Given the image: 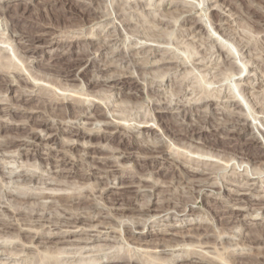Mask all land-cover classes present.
I'll use <instances>...</instances> for the list:
<instances>
[{
  "label": "rangeland",
  "instance_id": "rangeland-1",
  "mask_svg": "<svg viewBox=\"0 0 264 264\" xmlns=\"http://www.w3.org/2000/svg\"><path fill=\"white\" fill-rule=\"evenodd\" d=\"M88 5L98 11L95 21L87 15ZM1 7L6 11L0 12V72L5 74H0V205L12 209L21 206L26 214L20 216L25 219H30L28 215L34 210L57 223L61 210L50 203L51 198H31L29 203L20 204L16 194L29 191L61 196L86 193L92 187L97 192L92 196H96L94 201L108 206L116 192L113 187L120 185L111 174L94 169L98 166L95 156H116L114 163L120 166L117 176L141 174L147 183L154 181L159 186L151 196L126 193L127 201L151 205L140 216L111 212L107 220L117 232H108L97 240L93 237L95 230L102 228L82 225L91 230L90 235L79 236L87 243L84 249L79 248L83 243L71 247L56 243L57 238L47 241L35 237L33 245L38 246L39 254L36 249L21 252L15 250L19 246L11 247L17 237L4 236L0 243H10L11 250L0 247V264H43L53 260L62 264H108L107 256L128 252L133 246L140 249L130 253H139L143 259L150 255L169 259L170 248L177 254L181 247L164 246L173 241L161 230L174 231L180 224L184 229L202 222L212 223L209 230L214 235L207 239L211 246H227L237 254L257 252L234 243L249 232L240 225L244 219L257 223L258 232L264 234V209H253L257 204L250 209L233 198L237 197L234 191L247 198L264 197V0H8ZM24 35H41L35 43L52 46L37 54L21 51L18 39L30 43L22 39ZM86 52L91 53L89 61L82 58ZM50 55L56 59L50 61ZM79 59H83L80 67L75 66L71 75L65 73ZM49 63L53 65L50 68ZM17 70L24 75H15ZM10 80L14 82L8 89L5 83ZM59 96L86 98L78 103L85 113L66 115L72 105L68 101L60 105L61 110L54 109V100ZM4 99L7 104H1ZM91 99L103 104L105 120L128 130H110L112 134H103L107 139L90 136L88 133L101 131L104 124L87 118L99 107ZM40 100L47 103L40 108L44 114L29 113L36 110ZM234 119L247 128L241 129ZM42 120H48L49 126L59 122L64 125L55 132L41 126ZM150 125L148 131L143 127ZM32 129L44 136L36 140L38 145L24 148L13 143L16 138H27L26 133ZM78 132L82 135H74ZM68 139L74 140V149L67 148ZM130 145L140 148L134 150ZM152 145L161 146L164 156L151 159ZM129 151L138 158L119 154ZM62 159L65 164H61ZM201 165L211 167L207 177L189 174L188 168L200 170ZM90 169L97 171L95 176L83 174ZM22 172L32 180L19 179ZM203 178H208V183L198 192L192 184ZM238 185L250 186V190H238ZM232 211L237 216L230 223H222ZM8 214L0 211V218H8ZM139 221L146 222L145 228H133V223ZM142 231L144 236L139 238L138 232ZM11 233L16 234V229ZM105 236L111 240L104 241ZM159 243L164 246L156 248L160 253L145 255ZM60 248L65 253H59ZM93 257L101 260L88 261ZM235 257L239 260L242 256Z\"/></svg>",
  "mask_w": 264,
  "mask_h": 264
},
{
  "label": "bare ground",
  "instance_id": "bare-ground-1",
  "mask_svg": "<svg viewBox=\"0 0 264 264\" xmlns=\"http://www.w3.org/2000/svg\"><path fill=\"white\" fill-rule=\"evenodd\" d=\"M5 1H8V0H0V12L1 13H3V12L6 11L5 9H3L1 7V4H3V2H5ZM86 8H87V15H89V16L92 17V18H90V21H95L99 17L98 16L99 15L98 14V11L94 7L89 6V5L86 6ZM27 36L26 35L22 36V39L23 40H24V38L29 39L30 40L29 41L30 43H28V44H25L24 41H22L20 39H18L19 41L17 40L18 41V45H20L19 48L21 49V51L37 54L39 50H41L43 48L45 49L46 47L52 46V44H49L48 43L49 41L47 42L48 44H45L44 43V45H42V46L36 44L35 42L39 41L41 35H35L33 38H28ZM27 39H25V40H27ZM55 43H56V41H55ZM59 45L62 46L61 43H59ZM94 47H95V45H94ZM99 47H97V48H99ZM58 49L54 50L55 51L54 54H56V52L58 51ZM154 49H157V48H154ZM90 51L92 52V50H90ZM49 53L50 52H48V54ZM54 54H53V56H54ZM86 54H84L85 57H82V58L83 59L85 58V59H87L89 61L90 60V57L89 56H90L91 53H87L86 52ZM152 54H153V52H152ZM53 56L50 55V59H51L50 61L56 59ZM83 59H79L78 61L76 60L77 62H75V64L70 67L71 69L70 68H67L65 70V73H67L68 75H71V71L77 65L80 67L79 64L83 61ZM167 61H168V59H167ZM48 66L50 68V66L52 67L53 65L51 63H49ZM1 72H0V74H4V73H1ZM14 74L17 75V76L24 75L23 72L18 71V70L15 71ZM22 81H23V79H22ZM13 82L14 81H12V80L6 81V83H5L6 87L9 89L11 87V85H13ZM24 82H26V83L28 82L29 83V81L27 79H24ZM33 83H35V81ZM45 85H47V84H45ZM33 87H36V85H33ZM37 88L39 89V87H37ZM51 88H52V86H51ZM62 93H61V95H62ZM67 97H64V96L62 98L60 96L59 97H56V100H54V102H55L54 104L57 105V106L54 105V109L56 108L58 110L60 108V105H62L65 102L68 101V102L72 103V105H70L71 108L68 111V113L67 114L64 113V114H66V115H75V116L77 115L78 116V114H80L83 111V109H81V106L78 103L85 101L86 98H84V99H82V97L75 98V96H73V98H70V97L67 98ZM91 102L94 103V104H96V105L98 104L99 107L94 110L93 115H91L89 117H87V115H86V117L88 119L90 118L92 120H98L99 123L103 121L102 123H104V124H103V129L101 131L88 133V134H90V136H100L102 138H106L107 139V137L103 136L104 133H110V134H112L113 131L110 132V130H115L116 132H120L121 130L127 129L122 124L115 123L114 121L112 122V121H109V120H105V117H106L105 116V113L101 109V107L103 108V106H102L103 104L101 102H95L92 99H91ZM4 103L7 104V101L5 99L3 100V102H1V104H4ZM39 104L40 105H38V107L36 108V110H33L34 112L31 111L29 113L44 114V112H43L44 109H42L43 110L42 111L40 108H45V105H47V103H44V101H41L40 100V103ZM50 107H53V105H51ZM60 110H61V108H60ZM183 110H185V109H183ZM178 111L180 112L182 110H178ZM83 112L85 113V111H83ZM45 114H46V112H45ZM203 115L205 116V114H203ZM47 116H49V115H47ZM80 116H82V115H80ZM229 121H231V120H229ZM238 121H239V119H234V123L238 124V126L240 125V128L241 129L246 127V126L245 127H241V126H244V125H241V123H239ZM147 123L148 122H146V124ZM62 124L64 125L63 122H59V123H56L55 125L53 124L54 126L53 125L52 126L51 125L49 126V121L48 120H42L40 122V125L41 126H43L44 128L45 127L46 128H50L51 130H54L55 132H59L61 130L60 128H61V125ZM91 124H92V122H91ZM229 125H230V123H229ZM143 127L146 128L145 130L148 131V130H151L152 125H150V126H143ZM38 131H40V130L32 129L28 133H26L27 136H25V137H27V138H20V139L16 138V139L13 140V143L14 142H18L19 143V146L20 147H24V148H26V147L30 148L31 146L38 145L37 142H36V140L39 141V140H43L44 139V136H42L41 134H39ZM41 131H43V130H41ZM88 132H89V130H88ZM99 132H102V133H99ZM74 135L80 136V135H82V133L81 132L80 133L78 132V133H76ZM178 135H179V133H178ZM137 144H138V146H140L138 142H137ZM45 145H46V147H48V144H45ZM66 146H67L68 149H74L75 148L74 140L73 139H68L66 141ZM143 146L149 147V145H143ZM99 148H100V150H102L103 146L100 145ZM129 148H132V149L135 150V149H139L140 147H137V146H134V145H130ZM150 152L152 154V155L150 154L151 155V157H150L151 159L161 158L162 156H164L163 155L164 152L161 150V146H159V145L158 146H153L152 148H150ZM29 154L32 155L30 152H29ZM119 154L122 155L123 158H130V159H133V158L137 159L138 158L137 154L133 153L132 151L125 152V153L122 152V153H119ZM196 154H198V153H196ZM18 155H20V154L18 153ZM32 156H34V154ZM115 157L114 156H95L96 163L98 164V166L95 167L94 169H96L97 171H104L106 173H109V175L111 174L114 178H117L118 179V184L120 185V186L113 187V190L115 189L116 192H113L114 193V196L112 198H110V200H109L110 202H109V205L108 206H101L96 201H94V199L96 198V196H95L94 199H93L92 196H94L97 192H96V189H94V188L92 189V187H90V188L89 187L88 188L86 187L87 189L84 187L86 189L85 190L86 193H79V192L78 193H75V192L73 193L72 192V193L61 194V196H58L57 194H39V193H33V192H29V191L21 192V193L16 194L20 198L19 203L20 202L21 203H29V199H31V198H35V199H39V200L40 199L46 200V199H50L51 198L50 199V203L53 206L55 205L56 207H58V209L61 210L60 211V214H59V218H60L59 220L60 221H58V222L56 221L57 223H55V221H54V223H53V222H51V220H49L50 218L48 219V217H46V215H43V214L40 215L37 212H33L34 211L33 209H32L33 211H31V213L29 212L30 213L29 215L27 214L30 217V219L29 218L28 219H25V218H22V216H20V215H25L26 214V212L24 211V208H22L21 206L12 209L11 207L1 206L0 205V208H1L0 211L1 212H3V213H7L8 212L9 213L8 214V218H4V217L0 218V238H2L4 236L17 237L18 240L16 242H13V244L11 245V247H15L16 248V246H19V248L15 249V250L21 251V252H22V250H26V249H30V250L31 249H36L37 250V247L38 246L33 245L34 244V238L35 237H39L41 239L43 238V239H46L47 241H49V239H51V238H57V242L55 241L56 243L66 244V246L67 245H70L71 247H73V246L74 247H77L78 245H80V244L83 243L85 245L84 246H80L79 248L84 249L86 247V244L87 243L86 242H83L84 240H82L79 236H81V235H90L89 231H91V230L82 227V225H88L90 227H100V228H102V229L95 230L97 232V234L96 235H93V237H95L97 239L98 237L100 238L101 236L108 234V232H110V233L111 232L112 233L117 232L116 229L113 226H111L110 221L107 220V219H111V215H110L111 212L117 211V212H121L122 214L127 213V212H131V213L137 214L139 216L140 215H143V214H146L147 210L149 209V207L151 205L150 203L147 204V205H145V206H139V205H137V203H134L133 201H127L128 198L126 199L125 195H126V193H129V194L131 193V194H134L135 197H138L140 195L141 196L142 195L151 196V192H153V191L155 192V188L158 187L159 185L157 183H155L154 181L152 183H150V184L147 183V180H145L143 177H140L141 174H140V176L138 174L137 175H134V174L131 175L130 174V175H122V176L120 175V176H117V173L120 170V168H119L120 166H119V164L114 163L115 160L118 159V158H115ZM200 158H202V157H200ZM61 161L63 162L61 164H65V162H66L65 159H62ZM193 161H196V160H193ZM212 161H214V160H212ZM68 163L70 164L71 162L69 161ZM176 165L179 166V163H176ZM104 168H108V170H103ZM210 168H211L210 166H202L200 170H199V168H197L195 170L188 168V171L190 172L189 174H192V175L193 174H203V176H206V175L210 174V170H211ZM97 171H93V169H90V171H86L83 174H85L87 176H95ZM105 176H107V175H105ZM96 177H100V176H96ZM18 178L19 179L21 178L22 180H26V179L32 180L33 177H31L26 172H22L21 174L18 175ZM107 178H108V176H107ZM205 179L207 180L208 178H203V180H197V181L195 180L196 182L195 181L193 182L192 185H194L195 189H197L198 192H201L202 189H203V187L206 185V183H208V182H206ZM245 183L247 184V182H245ZM248 185H249V183H248ZM86 186H88V185H86ZM237 188H238V190H250V186L248 187V186H245V185H238ZM148 189H153V190L151 191V190H148ZM107 190L109 192L111 191L110 188L107 189ZM229 191H232V190H229ZM145 192H147V193H145ZM204 195H206V194H204ZM234 195L237 196V197H234L233 198V200L236 203H243V204H245L250 209L252 208V206H254V205L257 204L258 207L257 208L255 207L253 209H255V210L256 209H260V208L261 209H264V197L247 198V197H244L243 196L245 194H238V192H236V191H234ZM240 195H241V197H238ZM12 196H14V195H12ZM128 196L129 195H127V197ZM166 201L167 200H164L162 202H166ZM255 201H257V202H255ZM52 205H50V206H52ZM162 206H165V204L162 205ZM162 208H161V210H162ZM167 209H170V208H167ZM184 211H185V209H184ZM170 212H171V210H170ZM167 214L168 213H166V215ZM163 216H164V214H163ZM236 216H237L236 213L234 211H232L229 216H225L223 218L224 219V222L222 221V223H230V222H232L233 218L236 217ZM46 223H50V225L49 224L46 225ZM97 223H103V224L97 226L98 225ZM145 224H146V222H144V223H142V222L140 223V221L139 222H134L133 223V228L139 229V228H141V226H143L145 228ZM211 225H212V223H208V222H204L203 223L202 222V223H195L194 225H192V226H190L188 228L182 229L184 225L181 227V224H180V226H179L178 229L175 228L176 227L175 225L172 226L173 228H175L174 231H168L167 229L166 230H161V231H163V232H161L162 234H170L171 237H172V241H173L172 243H170L168 245H164V246H167V248H170L169 246H171L172 248L177 247V246H180L181 247L180 249L178 248L179 249L178 251H180V253H177V254L175 252L176 251L175 249H171L170 248V250L172 252L170 253L169 259H167L168 257L167 258H162V257L160 258L159 256H156V255L155 256L150 255L149 257L146 258L144 255H142L144 258H146V259H143V258H141V256H140L141 254L139 255V253H138V255H134V254H131L130 253L131 250L139 251V249H140L137 246L136 247L133 246V247L130 248V250L128 249V252L123 253L124 252L123 251L121 253L119 252V254H117L116 256H113V255H111L112 257H108L107 256L106 257L107 263L108 264H119V263H122V264H171L172 262L173 263L174 262H178V264H264V246L263 247L260 246V244H262V243L264 244V236H263L264 234H261L260 232H258V229H260V228L257 229V227H256L257 223L254 224L251 221L244 219V221L242 220V223L240 224L241 226L242 225L245 226L246 230L249 229V232H246V233H243L242 232L243 234H242L241 239L238 242H235L234 245H236V246H239L240 245L241 247L254 248V249L257 250V252H255L256 250L254 251L255 253H253V251H252V252H248V253H244V254H237V253L233 252L232 250H228V247L227 246H224V247H220L219 246L220 249L222 248L221 251H220L219 248H216L215 246H211L210 244H208L207 239H209L210 237H212L214 235L209 230V226H211ZM50 226H54V228L56 230H58V231H53L54 229L52 230ZM44 227H47V228H44ZM72 228H80V230L77 231V230H73ZM13 229H16V234L11 233V230H13ZM129 229H130V227H129ZM108 230H110V231H108ZM92 231H94V230H92ZM132 233L135 234L134 232H132ZM138 233H139V235H138L139 238H142L144 236L143 231L142 232H138ZM119 235H121V234H119ZM220 235L217 238H219ZM112 237H114V236H112ZM23 238L24 239L26 238V241H24ZM27 238H28V241H27ZM108 238H109V236H108ZM108 238L105 236L104 237V241H107L108 242L109 240H111V239L108 240ZM21 240H23V241H21ZM27 242H29L30 245H26ZM138 242H140V241L138 240ZM148 242H150V241H148ZM40 243H45V242L43 241V242H40ZM160 243L157 246H154L151 250H146L145 249L146 250L145 251V255H146V252H147V254L149 252H151V253H160L159 251L157 252V249H156L158 247L163 246V243L162 244H160ZM3 244L0 243V247L3 246L4 248L5 247L6 248H10V250H11L10 243H9V245H3ZM220 244H222V243H220ZM229 244L230 245H233L231 243V241L229 242ZM216 246H218V245H216ZM12 249L14 250V248H12ZM63 249H65V247L62 248V251H63ZM5 250H7V249H5ZM166 250H169V249H166ZM58 251H59V253H61L62 252L61 251V248ZM140 251H143V250H140ZM164 251H165V248H164ZM1 252L4 253L5 251H1ZM12 253L13 252H11V254ZM20 253L18 254V252H17L18 255H20ZM59 253H57V254H59ZM62 253H65V252H62ZM140 253H142V252H140ZM4 254H6V253H4ZM17 254L15 253V255H17ZM38 254H39V251H38ZM13 255H14V253H13ZM239 255L242 256V257L239 260H237V258L235 256H239ZM47 257H50V256H47ZM53 257H54V259L56 258V256H53ZM97 257L96 258L93 257L92 259L90 258V259H88V261H90V260H93V261L94 260H101V259H98ZM247 257L249 258V260H247ZM64 258H66V257L64 256ZM245 258H246V260H245ZM57 259H58V256H57ZM74 261H76V260H74ZM80 261L84 262L85 259L84 260H81L80 259ZM60 263L62 264L63 261L60 262ZM60 263H59L58 260L57 261L56 260H53V261H50V262L46 261L43 264H60ZM103 264H105V263H103Z\"/></svg>",
  "mask_w": 264,
  "mask_h": 264
}]
</instances>
